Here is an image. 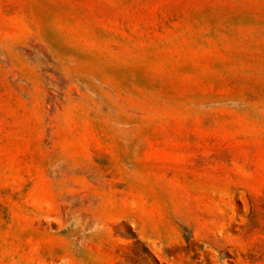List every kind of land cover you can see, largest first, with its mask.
Here are the masks:
<instances>
[{
  "label": "rangeland",
  "instance_id": "obj_1",
  "mask_svg": "<svg viewBox=\"0 0 264 264\" xmlns=\"http://www.w3.org/2000/svg\"><path fill=\"white\" fill-rule=\"evenodd\" d=\"M0 264H264V0H0Z\"/></svg>",
  "mask_w": 264,
  "mask_h": 264
}]
</instances>
